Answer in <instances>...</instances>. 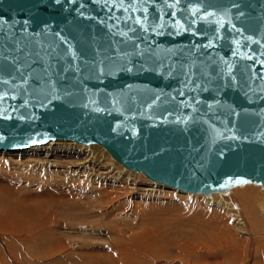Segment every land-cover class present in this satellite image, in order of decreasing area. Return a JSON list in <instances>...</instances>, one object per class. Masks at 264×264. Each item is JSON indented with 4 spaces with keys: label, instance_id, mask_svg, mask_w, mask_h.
Here are the masks:
<instances>
[{
    "label": "water",
    "instance_id": "water-1",
    "mask_svg": "<svg viewBox=\"0 0 264 264\" xmlns=\"http://www.w3.org/2000/svg\"><path fill=\"white\" fill-rule=\"evenodd\" d=\"M57 140L184 193L264 188V0H0V152Z\"/></svg>",
    "mask_w": 264,
    "mask_h": 264
},
{
    "label": "rangeland",
    "instance_id": "rangeland-1",
    "mask_svg": "<svg viewBox=\"0 0 264 264\" xmlns=\"http://www.w3.org/2000/svg\"><path fill=\"white\" fill-rule=\"evenodd\" d=\"M0 185V264H264L260 185L184 193L67 141L0 152ZM246 188L252 209L235 195Z\"/></svg>",
    "mask_w": 264,
    "mask_h": 264
},
{
    "label": "bare ground",
    "instance_id": "bare-ground-1",
    "mask_svg": "<svg viewBox=\"0 0 264 264\" xmlns=\"http://www.w3.org/2000/svg\"><path fill=\"white\" fill-rule=\"evenodd\" d=\"M57 141H60V140H57ZM49 143H55V142H49ZM49 143H47V144H49ZM47 144H46V145H47ZM77 145H78V144H77ZM80 146H81V145H80ZM82 146H83V145H82ZM90 146H91V145H90ZM25 151H26V150H25ZM113 160H114V159H113ZM148 180H149V179H148ZM157 184H158V183H157ZM0 186H1V185H0ZM162 186H163V185H162ZM1 187H2V186H1ZM263 189H264V188H263ZM213 194H217V193H213ZM253 194H254L253 190L246 188V189L238 190V191L236 192L235 195H236L237 199H238L239 201H241V202L244 204V206H245L246 208H250V209H252V208H251V207H252V205H251V200H253V199H258V198H259V197L257 198V196L254 194V195L256 196V198H255V196H253ZM197 195H198V194H197ZM6 199H7V198H6ZM259 199H261V197H260ZM9 201H10V200H9ZM9 201H8V202H9ZM22 201H23V200H22ZM8 202H7V203H8ZM16 202H17V201H16ZM23 202H24V201H23ZM23 202H22L21 204H23ZM59 202H60V201H59ZM64 202H65V201H64ZM220 202H221V201H220ZM2 203H3V202H2ZM5 203H6V202H5ZM61 203H62V202H61ZM14 204H16V203H14ZM24 204H26V203L24 202ZM31 204H32V203H31ZM218 204H219V203H218ZM64 205H65V204H64ZM229 205H230V204H229ZM23 206H25V205H23ZM49 206H50V205H49ZM220 206H221V207H224V208H225V207L227 208V207H228V204H227V206H226V205H218V207H220ZM230 207L233 208L232 205H230L227 209L229 210ZM28 208H29V207H28ZM218 209H221V208H218ZM221 210H222V209H221ZM235 220H236V222H240V223L242 222V220H241V219H238L237 216H236ZM56 221H57V220H56ZM56 221H55V222H56ZM23 227H24V226H23ZM81 227L83 228V226H81ZM84 227H85V226H84ZM16 228H17V227H16ZM54 228H55V227H54ZM54 228H53V229H54ZM82 228H81V229H82ZM246 228H247V227H246ZM5 229H6V228H5ZM12 229H13V228H12ZM77 229H80V228H77ZM83 229H85V228H83ZM223 229H224V228H223ZM7 230H9V229H7ZM16 230H17V229H16ZM50 230H52V229L50 228ZM13 231H15V230H13ZM81 231H82V230H81ZM46 232H47V231H46ZM82 232H84V231H82ZM220 232H221V231H220ZM15 233H16V232H15ZM23 233H24V232H23ZM223 233H225V232H223ZM223 233H221V234H223ZM16 234H17V233H16ZM198 234H199V233H198ZM226 234H227V235H226ZM228 234H229V232H228V233H225L226 237L228 236ZM253 235H254V234H253ZM23 236H24V235H23ZM42 236H43V235H42ZM20 237L22 238V236H20ZM20 237H19V238H20ZM191 237H192V236H191ZM219 237H220V236H219ZM219 237L216 238L218 241L216 240L214 243L219 244V243H220L221 241H223V240H224V242H228V241H225V240L228 239V238L225 237V238H226V239H225L224 237H221L222 239L224 238V239L222 240V239L219 238ZM255 237H256V236H255ZM15 238H17V237H15ZM34 238H35V237H34ZM34 238H33V239H34ZM12 239H14V238H12ZM24 239H25V238H24ZM86 239H87V238H86ZM220 239H221V241H219ZM17 240H20V239L17 238ZM25 240H26V239H25ZM55 240H56V239H55ZM58 240H59V239H58ZM231 240H232V238H231ZM22 241H23V240H22ZM26 241H27V240H26ZM83 241H87V240H84V239H83ZM58 243H59V242H58ZM60 244H61V243H60ZM216 244L214 245L215 247L213 246V247H214L213 250L216 248ZM231 244H232V243H231ZM58 245H59V244H58ZM212 245H213V244H212ZM220 245H222V244L220 243ZM228 245H229V244H228ZM233 245H234V244H233ZM233 245H232V246H233ZM65 246H67V243H66ZM58 247H60V245H59ZM63 247H64V246H63V244H62V248H63ZM220 247H223V246H220ZM227 247H228V246H227ZM208 248H210V246H208ZM218 248H219V247H218ZM218 248H217V249H218ZM222 249H223V248H222ZM229 249H230V248H229ZM64 250H65V249H64ZM209 250H210V249H209ZM232 250H233V248H232ZM55 251H56V250H55ZM55 251H54V252H55ZM57 251H58V250H57ZM57 251H56V252H57ZM61 251H62V249H61ZM200 251H201V250H200ZM206 251H207V249H206ZM226 251H227V250H226ZM56 252H55V253H56ZM207 252H208V251H207ZM214 253H215V252H214ZM230 253H231V252H230ZM206 254H207V253H206ZM195 255H196V254H195ZM189 264H190V263H189Z\"/></svg>",
    "mask_w": 264,
    "mask_h": 264
}]
</instances>
